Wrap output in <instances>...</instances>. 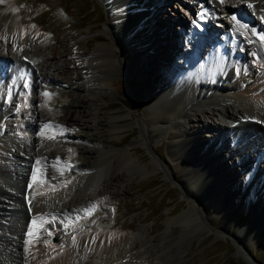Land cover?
Here are the masks:
<instances>
[{
	"label": "bare ground",
	"instance_id": "1",
	"mask_svg": "<svg viewBox=\"0 0 264 264\" xmlns=\"http://www.w3.org/2000/svg\"><path fill=\"white\" fill-rule=\"evenodd\" d=\"M103 1L111 16L104 20V39L96 36L86 41L80 40L76 32L69 31L61 35L58 30L48 28L41 22H35L34 27H29L30 18L22 13L20 7L16 8L13 0H3V4L0 3V80L3 82L0 84V109L5 107L3 111H8L6 117L1 119L3 123H0V130L5 131L4 135L7 137L5 142L0 138V264H151V261L163 258L164 252L173 256L178 250L176 239L170 238L169 234H166L165 240L163 238L159 242L154 241L156 237L153 238L149 233L156 229V225L148 228L141 226L143 233H147L146 240L142 231L133 236V223L120 225L114 220L111 227L116 229H109L104 221L95 220L79 227L81 220H86L81 218V214L85 213L84 209L92 205L99 207L105 194L117 195L126 190L124 181L128 173L122 166L135 160L131 149L136 144L131 143L129 147L119 151L102 144L99 148L87 145L86 153L92 155L99 151L105 158L102 163H88L86 168L78 169L79 172L73 174L67 152L69 149L74 152V146L68 147L66 143H60L56 139L53 133V114L49 115L44 111V107L50 104L49 100H40L35 94L41 90L51 95L57 85L64 84V80L55 76L52 70L66 78L75 77L73 88L78 93L75 98V112L81 102L95 98V87L110 88L118 93L132 87L130 81L124 77L126 71L141 73L145 79L163 78L162 81L168 80L169 75L171 79L178 73L181 77L189 75L185 76L186 82L179 89V85L176 86L179 78L174 79V85L169 84L168 87L160 89L161 91L155 89V92L161 93H152L148 102V107L154 106V111L144 114L142 118L145 126L156 120L170 124L169 135L179 139V142L174 143L171 155L180 177H188L192 200L189 201V208L178 220L182 227L187 226L188 234L192 235L204 229L201 221L204 211L201 206L209 209L216 202V209L220 205V195L225 193L219 189L218 179L231 165L224 158L225 155H221L220 149L223 147L229 154L238 155L242 163L250 161L246 174L249 177L244 178L245 181H241L242 177L232 179L234 188L237 187L235 184L238 180L240 188L247 181L249 185L256 186L257 196L264 193V145H261L264 141V41L259 38L264 36V0H224V3L219 0H200L210 5L207 10V28L200 27L192 15L201 4H197L199 7L194 9L197 6H191L194 0H188L189 16L177 14L178 20L175 18L180 22L179 37L186 34L188 38L187 33L192 28L195 29L197 39L193 36L188 43L182 37L180 41L173 40L172 21H169L171 18L165 16L164 12L166 5L157 6L152 11V6L147 10L143 7V0ZM154 3L156 2L152 1L151 5ZM245 3L257 18L248 16L249 12L246 9L244 11ZM234 11H238L239 15L245 14L244 18L233 22L231 13ZM221 13L229 14L231 21L224 20ZM216 18L222 21L219 25L223 31H219L230 42L228 47L233 42H239L238 50L224 48L225 40L216 33V26H210ZM246 19L250 20L249 26L245 24ZM230 27H234L233 33L229 31ZM48 32L54 35L49 36ZM99 40L101 42L93 47V42ZM204 40L209 42L206 56L196 51L201 48ZM177 46L190 54L186 55V64H180L173 57L172 53ZM152 60L157 62L150 65ZM171 63L176 65V69L170 68ZM253 65L259 69L255 77L262 76L260 83L249 76ZM190 66L193 68L188 69ZM74 69H80L81 72L75 73ZM19 71H30L29 79L21 81ZM165 71L167 75L164 77ZM172 71L174 74H171ZM229 74L234 79H229ZM242 74L250 79L247 78L244 82L235 80ZM225 79L231 83L226 84ZM12 82L17 83L18 95L22 96V111H28L30 119L16 118L20 111L14 112L9 108V95L2 98L6 89L11 88ZM158 98L170 102L160 101L154 104ZM198 115L205 116L204 126L213 132L212 135L205 133L202 136H212L209 141L217 144L221 142L220 147L217 145L209 147L208 151L204 150L198 145L202 138L190 135L200 129ZM12 116L19 120L15 129L10 123ZM101 120L100 116L92 121L83 120L79 114L74 113L67 114L64 119L71 127L85 124L91 129L101 125ZM185 124H188V131L182 130ZM105 127L119 129L115 125L109 127L106 124ZM241 137H244L241 141L243 148L238 149V139ZM140 140L147 147H152L146 143L144 134ZM49 141L58 142L60 146L45 150L39 148L42 142ZM118 143L119 141L115 144ZM20 144L19 150L17 148ZM176 145L180 146L176 148ZM117 154L122 156V161L116 159L114 169L107 176L103 163ZM193 154H201L204 159L201 156L193 159ZM212 154L219 157L218 160L210 157ZM60 163L65 168L57 165ZM235 163L234 161L233 165ZM152 164V171L164 169L161 161L155 157ZM34 166L39 167L40 173L32 175ZM216 166L218 167L215 169ZM189 170H196V175L190 177ZM21 177L26 180L24 186L18 181ZM7 198L12 199L13 203L8 202ZM29 200L30 205L27 203ZM228 202L230 199L226 200ZM20 205H24V214L17 218L16 212L20 210ZM74 214L77 218L72 217ZM84 215L94 218V212ZM2 219H6V222ZM33 221H36L35 225ZM173 221L168 219L167 223L171 225ZM65 224H68L67 228L64 227ZM257 227L251 226L249 233L264 229L261 224ZM126 228H129L128 231H125ZM30 229L33 232L31 237L28 234ZM59 236L64 237V245L53 241ZM179 254L181 253L176 255Z\"/></svg>",
	"mask_w": 264,
	"mask_h": 264
},
{
	"label": "rangeland",
	"instance_id": "2",
	"mask_svg": "<svg viewBox=\"0 0 264 264\" xmlns=\"http://www.w3.org/2000/svg\"><path fill=\"white\" fill-rule=\"evenodd\" d=\"M143 1L142 5L146 10L150 6H152V11H155L157 6H167L164 8V12L165 16L171 18L169 21H172L171 27L173 29L172 36L174 41H176V39L180 41L181 37L185 43H188V40H191L193 36L194 39H197L195 35L188 36V38L186 34L180 37L178 36L180 34L178 27L180 22L176 21L175 18L178 20L177 14H186L189 16L190 8L187 7L189 3L188 0H152L156 2L152 5V1ZM198 1L200 2V0ZM13 2L17 9L20 7L22 13L26 16L28 15L30 18V22L28 23L29 27H32L35 22H41L48 28L58 30V33L61 35L69 31L76 32L79 34V39L82 41L96 36H101L100 38L104 39V20L107 17L109 19L111 17L109 14L110 11L106 8L107 5L103 0H13ZM191 4H193L191 5L193 7L197 4L200 5L197 3V0H194V3ZM198 5L195 6L194 9H197V7H199ZM245 6L244 11L246 9V11L249 12L248 16L250 17L251 15L257 18V15L252 12V9H250L246 3ZM221 14L224 20H229L226 15L223 13ZM214 20H217V22L214 23ZM214 20L210 26L212 25L213 27L214 25L218 31H223L222 26L219 25L222 21L218 18ZM187 22H190L189 19H187ZM76 25L79 26L77 27ZM138 28L140 27L138 26ZM222 31H219V36L226 41V37L223 35ZM48 34L49 36L54 35L49 32ZM100 42V40L94 41L93 47L97 46ZM208 44L209 42L204 40L201 48L198 50L200 55H208V52H206ZM235 44L233 50H238L240 48L239 42ZM176 48V53H172L173 57L176 61L180 62V64L181 62L186 64V55L189 56L190 54L186 51H183L182 54V47L177 46ZM154 62H157V60H152L150 65L151 63L153 65ZM169 65L173 70L176 69L174 63ZM190 68L193 67L190 66L188 69ZM258 71L259 69L256 66H251L249 76L254 78L253 80H255V82L258 80L260 83L262 81V76L259 75L258 78L255 77ZM52 72H54L55 76L64 80V84H61V86L57 85L51 95L46 96L41 90L37 91L35 94L38 95L37 97L40 100H49L50 104L44 107V111L49 115L53 114V133L56 135V139L60 143H66L68 147L74 146V152H71L70 149L67 152L68 156L70 155L69 163L72 166L73 174H77L79 170L86 168L88 163L93 164V162H96V164H100L105 158V155L100 154L99 151L92 155L86 153L85 147L87 145L99 148L102 144L109 149L119 151L121 148L129 147L131 143L136 144L131 149L135 160L132 163L122 166V169H125L128 173L124 181L127 185L126 190L117 195L108 196L105 194L99 207L94 211V218L85 216V213L81 214V218H86V220H81L79 227L84 226L86 222L100 220L104 221L109 229H116L111 227L115 220V222L120 225L133 223L131 227L133 230L132 233L133 236H137L140 231L143 233L144 229L142 227L148 228L156 225V229L149 233L153 238L156 237L154 241L159 242L163 238L165 240L166 234H169L170 238L176 239L178 250L177 253H173V256H169L167 252H164V256L162 255L163 258L153 260L151 264H264V229L252 233L248 231L251 226L255 228H258L257 225L260 226V224L264 226V193L261 194V196H257L256 186L249 185L247 181L244 182V185L240 188V181L238 180V183L235 184L237 187L234 188V184L232 185L231 183L232 179L237 180L242 177L241 181H245L244 178L249 177V175L246 174L250 166V161L248 160L246 161L248 163H242V159L238 155L229 154L226 149L223 150L224 147L220 149V151H222L221 155H225L224 158L230 162L231 166H229L230 169L227 168L223 176L218 179V184L220 185L219 189L225 193L222 194V196L220 195V205H218L216 209H214L216 202H214L212 204L213 206L209 209H204L201 206L204 211L201 221L203 222L202 227H204L205 230L201 229L197 233L194 232L195 234L192 233L191 235L188 234L189 229L187 226L185 228L182 227L181 221H178L179 216L189 208V201L192 200V196L189 193L188 177H180L179 170L174 167L175 161L171 155L173 145L176 141L179 142V139H174L169 135V131H171L170 124L156 120L151 125L145 126L142 124V118L144 114L154 111V106L148 107V102L151 100L150 95L152 93H161L155 92V89L160 90L166 88V86L168 87L169 84L174 85L175 78H179L177 79L179 82L176 85H179L177 87L179 89V87L183 86L186 82L188 74L185 75L186 77H181L179 73H175L177 76L174 77V79H171V76L168 74L169 79L162 81L163 78L154 77L145 79L141 73L139 74L132 70L126 71L124 77L130 81L132 87H127L126 91H122L121 93L106 87H95L93 91L95 93V98L93 97L91 100L81 102L80 106H78V111L75 112V98L78 94L73 88L75 77L66 78L61 76L57 71L52 70ZM74 72L80 73L81 70L74 69ZM171 74H174V72L172 71ZM165 75H167L166 71L163 76L165 77ZM227 77L231 80L234 79L230 74L227 75ZM247 78H249L247 75L242 74L240 78L235 80L244 82ZM225 83L229 84L231 82L225 79ZM207 88L208 87H206L205 92H207ZM21 101V97H18V100L13 99L9 108L14 112L20 111L17 113L18 116L16 118H20V120L24 118L30 119V113L26 110L22 111ZM160 101L166 103L170 102L166 99L162 100V98H158V100L153 103L157 104ZM21 111L23 115H21ZM71 113H74V115L79 114L83 120L88 121H92L96 116H100V118H102V122H100L101 125L95 129H91V127L85 124L71 127L64 121L67 114ZM199 117L198 123L200 124V129L194 131L190 135H192V137L202 138L198 142V145L203 147L204 150L208 151L210 150L208 149L209 147H217V145L220 147L221 142L217 144V142L209 141V138H212V136L208 135L205 138L202 136L205 133L211 134L213 132L209 131V127H206V129L202 128L206 122L203 121L205 116L200 115ZM16 118L12 116L10 119V122L13 123L11 126L13 129H15V125L19 122ZM33 121L35 120L33 119ZM106 124H108L109 127L115 125L119 129H109L105 127ZM182 128V130L188 131V124L183 125ZM142 134L146 137V143L149 145L151 144L152 147H147L141 142L140 139ZM245 136L246 135H244V137ZM244 137L238 139L240 142V144L238 143V149H240V147L243 148V146H241V141ZM69 138H72V140ZM183 140L180 139V141ZM117 141H119V143L115 144ZM29 144L31 147L30 142ZM261 145H264V141ZM20 146L21 144L17 149L20 150ZM39 146L40 149L45 150L47 148H58L60 145L58 142L49 141L42 142ZM179 146L180 145H176L175 147L178 148ZM200 156L201 154L197 156L194 155L193 159H197V157L199 158ZM154 157L161 161L164 169L152 171L154 168L152 159ZM210 157L217 160L219 158L215 155ZM116 159L121 160L122 156L117 154L114 155L113 159L104 161L105 163L103 164L106 166L105 170L107 171V176L110 173L109 171L114 169L113 166L114 163H116ZM234 161L236 162L235 165H233ZM57 165L60 168H65L64 164L60 163ZM217 167L218 166H216L215 169ZM34 168L32 170V175L40 173L39 167L34 166ZM190 169H192L191 166ZM194 172L189 170L190 177L196 175ZM106 174L104 177H106ZM21 178L22 180H20ZM21 178L18 181H20V185L22 183V186H24L26 180L24 177ZM101 182L102 180L100 183ZM205 197H207V195ZM227 199H230V202L226 203ZM27 203L29 204L30 200ZM20 206V210L16 212L18 213L17 218H20L23 213L24 205ZM72 217L77 218V215L74 214ZM176 217H178L177 220ZM168 219L174 220L171 225L167 223ZM86 228H89V226ZM128 229L129 228H126L125 231H128ZM144 233V239L146 240L148 238L145 236L147 233ZM53 241L60 245H64L63 236L55 237ZM178 253L181 254L177 256L176 254Z\"/></svg>",
	"mask_w": 264,
	"mask_h": 264
},
{
	"label": "snow or ice",
	"instance_id": "3",
	"mask_svg": "<svg viewBox=\"0 0 264 264\" xmlns=\"http://www.w3.org/2000/svg\"><path fill=\"white\" fill-rule=\"evenodd\" d=\"M2 2H3V0H0V3H2ZM219 2L220 3H224V0H219ZM13 11H15V9H13ZM233 20H236V17H233ZM33 27H34V25H33ZM244 27H246V25ZM4 38L6 39V37H4ZM259 38H260V40L264 41V36H260ZM45 95L47 96L49 94L45 93ZM52 138H54V137H49V139H52ZM33 179L35 180V177H33ZM53 179H55V178L53 177ZM96 207H97L96 205H92L90 208L84 209L85 214L86 215H91L96 210ZM35 223H36V221H33L34 225H35ZM64 227L67 228L68 224H65ZM28 234H29L30 237L33 235V232H32L31 229L29 230ZM49 234L51 235V233H49ZM73 243L75 244V237H73ZM93 243H95V238H93Z\"/></svg>",
	"mask_w": 264,
	"mask_h": 264
},
{
	"label": "water",
	"instance_id": "4",
	"mask_svg": "<svg viewBox=\"0 0 264 264\" xmlns=\"http://www.w3.org/2000/svg\"><path fill=\"white\" fill-rule=\"evenodd\" d=\"M196 171V170H195Z\"/></svg>",
	"mask_w": 264,
	"mask_h": 264
}]
</instances>
